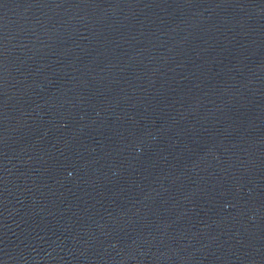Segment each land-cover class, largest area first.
Listing matches in <instances>:
<instances>
[{
    "label": "water",
    "instance_id": "1",
    "mask_svg": "<svg viewBox=\"0 0 264 264\" xmlns=\"http://www.w3.org/2000/svg\"><path fill=\"white\" fill-rule=\"evenodd\" d=\"M0 264H264V0H0Z\"/></svg>",
    "mask_w": 264,
    "mask_h": 264
}]
</instances>
